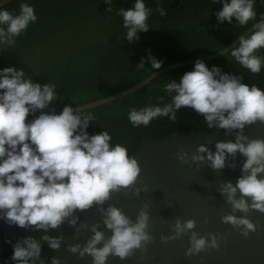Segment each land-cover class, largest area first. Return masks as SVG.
<instances>
[{
  "label": "clouds",
  "instance_id": "obj_1",
  "mask_svg": "<svg viewBox=\"0 0 264 264\" xmlns=\"http://www.w3.org/2000/svg\"><path fill=\"white\" fill-rule=\"evenodd\" d=\"M213 2L222 4L215 13L219 22L233 24L235 18L236 24L244 26L253 21V30L247 35L238 34L239 42L225 53L233 64L259 73L264 67V55L258 54L264 49V13L257 19L256 0ZM105 3L107 11L112 12V0ZM116 11L122 17L129 42L138 40L139 32L150 28L147 19L153 11L165 15L159 0L155 9L146 7L145 0H134L132 7ZM36 21L34 7L24 0L19 4L18 13L0 7V48L10 50L15 38ZM145 59L150 61L153 70L163 63L149 51L136 65L137 71L145 67ZM56 89L55 83L41 84L26 77L23 68H0V219L10 225L34 227L39 231L36 237L16 239L10 260L14 264H61L57 255L48 261L42 258V243L46 242L54 252L59 250L63 237L57 231L58 226L65 221L76 225L78 217L74 212L93 205L98 206L103 224L111 234L106 236L96 223H81L76 233L90 228L92 234L83 244H68V251L81 257L91 256L92 264H106L109 255L124 259L135 249L145 248L153 239L148 231L147 207L141 208L133 220L116 205L102 206L112 192L135 184L140 165L135 156L129 155L126 145L111 143L108 130L103 128L93 134L87 131L90 121L95 122L96 117L82 105L74 110L72 105L65 104L58 113L45 111L57 99ZM162 91L170 97L168 102L149 103L139 109L130 107L129 122L139 127L147 126L158 117L175 121L178 110L187 107L203 116L208 129L235 132L234 140L216 141L215 151L201 143L190 157L184 149L176 156L183 162H188L189 158L194 162L206 159L213 169L225 167L228 156L235 157L239 153L245 158L236 182L221 183L219 191L231 205V211L221 217L222 221L247 236L256 225L247 215L236 213L246 214L253 209L264 212V137H249L244 128L257 121L264 123V89L255 83L249 85L240 75L222 72L219 66L209 67L205 61L197 59L191 70L164 83ZM156 99L163 101L164 96ZM37 111L38 115L26 120ZM229 166L235 167V164ZM140 190L135 189L137 194ZM195 224L192 218L177 217L171 225V235H162L161 240L180 237L194 229ZM189 245L186 254H195L208 247L218 248L219 238L216 233L200 235L193 230Z\"/></svg>",
  "mask_w": 264,
  "mask_h": 264
},
{
  "label": "trees",
  "instance_id": "obj_2",
  "mask_svg": "<svg viewBox=\"0 0 264 264\" xmlns=\"http://www.w3.org/2000/svg\"><path fill=\"white\" fill-rule=\"evenodd\" d=\"M21 0H12L6 5L13 13L19 12ZM34 7L37 21L30 23L27 29L16 37L12 48H0V68L16 66L23 68L26 77L34 82L55 83L58 96L45 111H60L65 104L73 107L98 100L139 83L153 72L150 61L145 59V67L139 71L136 65L142 57H147L149 51L157 59L163 60L160 68L180 61L196 58L205 54H212L225 48L238 38L253 24L240 26L227 21L219 22L215 15L222 7L213 0H159L165 9V15L153 11L148 17L149 29L139 32V39L129 42L125 36L122 17L117 15V9L132 7L134 0H112V12H108L105 0H24ZM158 0H145L146 7L156 8ZM257 19L264 13V2L256 0L254 5ZM110 16L111 31L99 33L90 42H74L71 48L59 58L44 57L36 45L47 38L57 36L58 44L62 38L60 34L69 30V36L75 31V24L92 15ZM264 55V49L259 53ZM227 53L220 57L206 60L211 67L217 65L222 72L240 75L249 85L255 83L264 89V67L259 73H251L247 69L233 64ZM194 64L171 69L159 75L144 87L126 95L123 98L99 105L90 109L96 117L95 122L89 123L87 131L90 134L108 130L111 143H121L128 148L129 155L137 151L140 140L145 136L162 138L182 129H192L211 132L203 122V116L191 108L181 107L177 112V119L169 121L166 117H158L147 126L133 127L127 113L130 107L137 109L146 104L168 102L163 91V85L171 79H178L185 71L191 70ZM159 68V69H160ZM164 96L163 101L157 97ZM62 97V98H61ZM39 111L27 117L36 116ZM50 234H56L50 231ZM39 231L37 230V235ZM35 236V237H36ZM38 238V237H37ZM18 239L14 235L0 234V264H14L10 260L13 252L12 243ZM56 252L47 243H42V258L48 261Z\"/></svg>",
  "mask_w": 264,
  "mask_h": 264
},
{
  "label": "water",
  "instance_id": "obj_3",
  "mask_svg": "<svg viewBox=\"0 0 264 264\" xmlns=\"http://www.w3.org/2000/svg\"><path fill=\"white\" fill-rule=\"evenodd\" d=\"M10 1L12 0H0V7ZM252 30L251 26L242 34L247 35ZM238 42L239 38L218 52L166 65L130 88L80 105L90 109L118 100L171 69L194 64L197 59L206 61L220 57ZM73 108L75 110L77 106ZM34 117H26V120ZM244 133L252 138L264 137V123L257 121L246 125ZM234 139L235 132L226 133L223 128H216L211 132L182 129L162 138L143 137L133 155L141 168L137 181L133 186L112 192L110 199L105 201L102 207L116 205L135 220L138 211L146 206L150 215L148 231L153 239L145 248L135 249L124 259L109 255L106 264H264V212L253 209L246 214L239 211L236 213L247 215L256 225L255 230L249 231L247 236L243 235L239 228L221 219L224 214L231 211V205L219 191L220 185L227 181L236 182L241 175V166L245 158L239 153L235 157L228 156L225 167L213 169L206 159L194 162L189 158L188 162H183L176 156L179 150L184 149L190 157L201 143L215 151L216 141ZM233 163L235 167L229 166ZM137 187L141 189L138 194L135 191ZM74 215L78 217L76 225H70L65 221L58 226L57 231L62 235L63 243L54 255L61 258V264H92L91 256L81 257L78 253H72L68 251L67 245L76 242L83 244L92 234L90 228L81 229L77 234L76 229L81 223L88 225L96 223L106 236L111 234V230L104 226L102 213L96 205L84 211L77 210ZM177 217L182 220L194 219L195 228L180 237L161 240L162 235H171L173 232L171 225ZM193 230L200 235L216 233L219 247H208L199 253L186 254L190 246L189 235ZM0 234L14 235L22 239L25 236L35 237L37 230L34 227L10 225L0 219Z\"/></svg>",
  "mask_w": 264,
  "mask_h": 264
},
{
  "label": "rangeland",
  "instance_id": "obj_4",
  "mask_svg": "<svg viewBox=\"0 0 264 264\" xmlns=\"http://www.w3.org/2000/svg\"><path fill=\"white\" fill-rule=\"evenodd\" d=\"M105 13L100 12L99 15H92L87 19H82L75 24V31L69 36V30L60 34L62 40L57 44L55 42L57 36L52 37L50 40L47 38L44 42L36 45L37 50L44 52L43 56L50 58H59L63 55L66 50H69L71 46L69 44L74 42H79L83 40L84 42H90L95 40L99 33L110 32L111 22L108 15L102 17L101 15ZM108 35V33H107Z\"/></svg>",
  "mask_w": 264,
  "mask_h": 264
}]
</instances>
